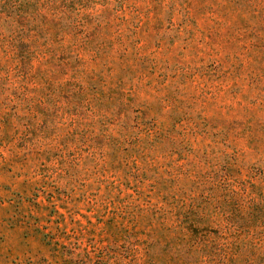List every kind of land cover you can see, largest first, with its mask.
<instances>
[{
    "label": "rangeland",
    "instance_id": "374dc122",
    "mask_svg": "<svg viewBox=\"0 0 264 264\" xmlns=\"http://www.w3.org/2000/svg\"><path fill=\"white\" fill-rule=\"evenodd\" d=\"M0 264H264V0H0Z\"/></svg>",
    "mask_w": 264,
    "mask_h": 264
}]
</instances>
